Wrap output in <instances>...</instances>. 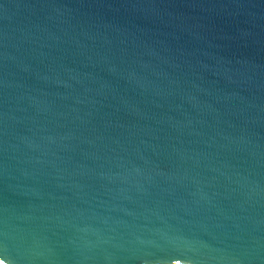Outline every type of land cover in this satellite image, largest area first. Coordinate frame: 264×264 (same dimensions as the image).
Here are the masks:
<instances>
[{
  "label": "water",
  "instance_id": "water-1",
  "mask_svg": "<svg viewBox=\"0 0 264 264\" xmlns=\"http://www.w3.org/2000/svg\"><path fill=\"white\" fill-rule=\"evenodd\" d=\"M2 264H264V0H0Z\"/></svg>",
  "mask_w": 264,
  "mask_h": 264
},
{
  "label": "snow or ice",
  "instance_id": "snow-or-ice-1",
  "mask_svg": "<svg viewBox=\"0 0 264 264\" xmlns=\"http://www.w3.org/2000/svg\"><path fill=\"white\" fill-rule=\"evenodd\" d=\"M0 264H2V262H0Z\"/></svg>",
  "mask_w": 264,
  "mask_h": 264
}]
</instances>
